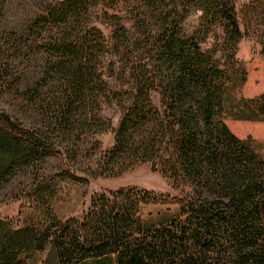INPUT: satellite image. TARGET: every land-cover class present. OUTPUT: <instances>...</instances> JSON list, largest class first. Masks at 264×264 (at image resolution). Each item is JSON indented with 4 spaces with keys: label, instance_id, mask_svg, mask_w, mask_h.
<instances>
[{
    "label": "trees",
    "instance_id": "16d2710c",
    "mask_svg": "<svg viewBox=\"0 0 264 264\" xmlns=\"http://www.w3.org/2000/svg\"><path fill=\"white\" fill-rule=\"evenodd\" d=\"M97 8L109 36L93 23ZM245 37L264 59V0H0V189L30 178L40 213L17 227L0 218V264H29L48 245L56 264H264V159L224 119ZM244 101L237 119L264 122V91ZM111 103L116 127L103 115ZM107 131L114 141L101 150L95 136ZM83 153L85 177L57 175L88 183L149 164L178 214L145 224L140 206L159 200L129 187L61 221L47 160L75 165Z\"/></svg>",
    "mask_w": 264,
    "mask_h": 264
},
{
    "label": "rangeland",
    "instance_id": "374dc122",
    "mask_svg": "<svg viewBox=\"0 0 264 264\" xmlns=\"http://www.w3.org/2000/svg\"><path fill=\"white\" fill-rule=\"evenodd\" d=\"M248 0H236L240 9ZM125 14V9L121 15ZM200 12L194 11L183 25L184 31L191 33L198 24ZM102 11L97 8L93 11V23L99 26L105 33L110 35V27L101 21ZM212 39L207 41L205 47H209ZM237 72L232 81L227 85L225 95L224 119L230 129L240 138L252 139V146L264 159V122L239 120L246 116L244 100L253 98L264 91V59L260 53V46L253 38L245 37L238 44L236 54ZM119 72L109 78L110 83L120 85ZM103 115L111 120L112 126L116 127L120 118V108L115 104H107L103 108ZM95 140L101 143V150L109 148L114 141V133L107 131L95 136ZM81 156L80 162L72 164L64 156H51L47 160L44 179L55 181V194L51 199V207L55 215L61 221L69 218H81L90 205L93 195L107 193L120 188L135 187L139 190L150 192L156 202L142 204L139 215L147 225H161L179 212V205L166 198L170 193L171 186L166 178L160 173L153 171L149 164H141L116 177H88V183L75 181L65 175H57L67 168L79 176L85 177L84 169L93 165ZM30 178L20 176L9 186L0 189V218L8 220L12 226H24L35 222L40 213L28 197L27 188L31 183ZM53 247L48 245L43 251L36 252L28 258L29 264H56Z\"/></svg>",
    "mask_w": 264,
    "mask_h": 264
}]
</instances>
